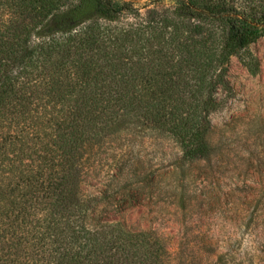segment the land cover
I'll return each mask as SVG.
<instances>
[{"label":"trees","instance_id":"1","mask_svg":"<svg viewBox=\"0 0 264 264\" xmlns=\"http://www.w3.org/2000/svg\"><path fill=\"white\" fill-rule=\"evenodd\" d=\"M134 1L0 0V264H228L181 261L82 185L114 141L210 157L217 94L232 56L264 37V0H175L157 22L120 25Z\"/></svg>","mask_w":264,"mask_h":264},{"label":"rangeland","instance_id":"2","mask_svg":"<svg viewBox=\"0 0 264 264\" xmlns=\"http://www.w3.org/2000/svg\"><path fill=\"white\" fill-rule=\"evenodd\" d=\"M133 4L120 25L157 22L176 1ZM217 98L209 158L186 161L166 137L114 141L87 163L83 192L106 218L162 235L181 261L264 264V37L232 56Z\"/></svg>","mask_w":264,"mask_h":264}]
</instances>
